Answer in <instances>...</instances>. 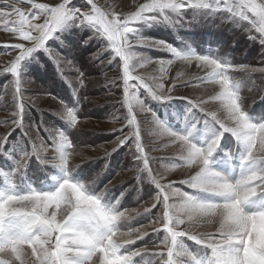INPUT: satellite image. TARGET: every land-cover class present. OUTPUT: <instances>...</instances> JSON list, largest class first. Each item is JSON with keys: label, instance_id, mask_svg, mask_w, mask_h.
Returning a JSON list of instances; mask_svg holds the SVG:
<instances>
[{"label": "snow or ice", "instance_id": "1", "mask_svg": "<svg viewBox=\"0 0 264 264\" xmlns=\"http://www.w3.org/2000/svg\"><path fill=\"white\" fill-rule=\"evenodd\" d=\"M22 2L29 10L17 6ZM217 15L234 25L246 21L259 34L249 38L259 39L264 46V0H146L123 16L104 10L96 0H84L82 5L75 0H58L54 5L4 0L0 29L11 33L16 42L0 46L5 54L15 53L0 71L11 77L5 88L13 89L7 109L11 119L2 122L12 128L0 137V264H140L136 258L143 256V249L126 247L149 235L139 228L122 230L121 222L128 218L129 210L121 207L119 199L109 201L105 191H95L73 177L74 144L66 131L46 128L49 135L45 138L39 125L33 133L26 123L24 65L40 50L49 52V41L72 27L90 29L119 58L120 83L113 86L122 89L126 115L117 147L129 148L136 162V180L141 185L147 180L155 189L151 207L144 209L159 213L152 222L157 225L153 232L163 234L154 242L160 249L153 254L158 257L155 264H264V112L251 117L241 81L233 76L238 71L264 73V67L236 64L191 44L177 47L143 35L146 28L183 27L197 17ZM141 49H159L170 56L151 57ZM177 60L203 72L195 82L214 87V94L196 101L173 96L179 87L192 83L178 84V73L170 86L166 84L167 67ZM149 62L159 65L158 76L134 75L137 67ZM83 75L79 73L81 85ZM133 89H144L161 103L184 100L191 115L179 131L172 130L157 120ZM209 102L217 103V110L206 111L203 105ZM137 108L153 113L158 138L166 137L178 146V162L171 167L196 169L180 182L191 192L179 190L174 181L166 182V172L155 166L163 158L150 157L152 149L144 143ZM197 110L204 115L197 117ZM58 115L68 128L78 122L74 107L65 106ZM201 120L203 127L198 126ZM17 129L20 137L10 140ZM225 134L235 145L222 149ZM218 149L223 152L219 162L231 169L230 174L210 168V158ZM201 224L213 226L214 231L194 232Z\"/></svg>", "mask_w": 264, "mask_h": 264}, {"label": "rangeland", "instance_id": "2", "mask_svg": "<svg viewBox=\"0 0 264 264\" xmlns=\"http://www.w3.org/2000/svg\"><path fill=\"white\" fill-rule=\"evenodd\" d=\"M8 2L11 3V0ZM36 2L54 5L58 0H36ZM75 2L82 5L84 0H75ZM144 2L146 0H96V3L104 10L114 11L121 16L136 10L137 6ZM3 3L4 0H0V5ZM17 6L23 7L26 11L30 7L26 2ZM143 35L166 40L177 47H187L191 44L198 50L229 59L236 64L264 67V46L260 44L259 39L249 38L250 35L258 37L259 34L246 21L234 25L221 20L219 15L211 18L197 17L190 23L185 22L183 27L177 25L146 28ZM15 42L16 38L11 33L0 29V46ZM49 47V52L40 50L35 54V59H30L24 65L23 74L26 82L23 90L27 97L24 101L27 106L26 123L33 133L39 125L40 135L45 138L49 135L46 128L66 131L74 144V155L71 157L73 177L83 180L95 191H105L106 199L109 201L120 200L121 207L129 210L128 218L121 222L122 230L139 228L141 232L149 233L143 239L136 240L135 244L126 245V247L143 249V256L136 258L140 264H155L158 257H154L153 254L160 249L154 247V242L161 239L163 234L153 232V227L157 225L152 222L159 213L157 209L144 212L145 208L151 207L155 189L147 180L143 185L136 180V162L129 148L117 147V137L120 136L119 130L123 127L122 121L126 115V109L122 106V89L113 86L120 83L119 58H114L111 49L107 47V41L97 39L87 28L83 30L69 28L59 34V39L49 41ZM141 51L151 57L168 58L170 56L169 53L159 49H141ZM14 56V52L5 54L4 49L0 47V71L8 66ZM54 58L59 59V64ZM109 60H113V63H109ZM80 72L84 74L83 85L80 83ZM178 73H181L177 80L178 84L189 81L192 83L179 87L172 93L173 96L196 101L207 99L217 90L214 87L196 83V78L203 76L204 73L194 64L186 65L178 60L167 67L166 84L170 86ZM134 75L158 76L159 65L156 62L146 63L143 67H137ZM233 76L241 81V94L251 117L264 112V100H261V97H264V73L238 71L234 72ZM10 80V76L0 75V97H2L0 98V137L12 128V125L2 123L11 119L7 109L11 107L13 89L11 86L5 88V84ZM133 91L138 92L144 106L151 109L157 120L172 130L179 131L187 122V115H191L187 113L188 105L184 100L161 103L152 100L148 93L145 94L140 89H133ZM65 106L74 107L77 111L78 122L74 128H68L65 121L58 115ZM203 107L211 112L217 110L218 105L215 102H209ZM152 112L141 111L139 108L136 110L137 119L141 122L144 133V143L152 149L149 155L158 161L163 158V162L155 166L166 172V182L174 181L175 187L179 190L191 192L192 189L180 182L194 175L196 169L171 167L173 163L178 162V146L170 144L166 137L158 138L155 135L156 125L153 122ZM203 115L204 113L197 110V117ZM198 126L203 127L202 120ZM20 135V130L17 129L10 140L14 141ZM234 145L233 138L225 134L221 141V148L226 149ZM198 146L201 145L198 144ZM114 149L117 150L114 151ZM237 151H239L238 146ZM222 156L223 152L218 149L210 158V168L230 174L231 169L225 168L219 162ZM48 179L51 182V176ZM133 209L137 211H132ZM193 231L210 232L214 231V227L201 224L194 227ZM135 235L133 231V236ZM185 242L189 247H195L191 241Z\"/></svg>", "mask_w": 264, "mask_h": 264}, {"label": "trees", "instance_id": "3", "mask_svg": "<svg viewBox=\"0 0 264 264\" xmlns=\"http://www.w3.org/2000/svg\"><path fill=\"white\" fill-rule=\"evenodd\" d=\"M133 82H134V81H133ZM140 90H141L143 93H145V94L147 93L144 89H140Z\"/></svg>", "mask_w": 264, "mask_h": 264}]
</instances>
